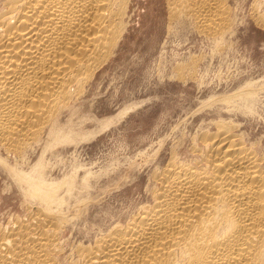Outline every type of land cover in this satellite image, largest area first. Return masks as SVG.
I'll list each match as a JSON object with an SVG mask.
<instances>
[{"label":"rangeland","instance_id":"rangeland-1","mask_svg":"<svg viewBox=\"0 0 264 264\" xmlns=\"http://www.w3.org/2000/svg\"><path fill=\"white\" fill-rule=\"evenodd\" d=\"M177 1L128 0L116 45L59 134L0 141V226L50 208L64 226L61 264L147 203L172 153L195 157L220 126L264 158V0H221L208 34Z\"/></svg>","mask_w":264,"mask_h":264},{"label":"bare ground","instance_id":"bare-ground-1","mask_svg":"<svg viewBox=\"0 0 264 264\" xmlns=\"http://www.w3.org/2000/svg\"><path fill=\"white\" fill-rule=\"evenodd\" d=\"M2 1L0 141L11 146L45 126L59 134L63 110L116 45L128 0ZM183 1L202 31L213 30L221 0ZM219 128L191 148L195 157L172 153L153 171L147 203L77 244L68 263L264 264V158L232 127ZM32 213L0 226V264H61L58 214Z\"/></svg>","mask_w":264,"mask_h":264}]
</instances>
